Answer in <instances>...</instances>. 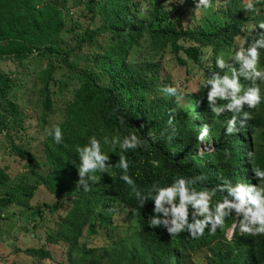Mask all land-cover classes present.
<instances>
[{
	"label": "trees",
	"instance_id": "obj_1",
	"mask_svg": "<svg viewBox=\"0 0 264 264\" xmlns=\"http://www.w3.org/2000/svg\"><path fill=\"white\" fill-rule=\"evenodd\" d=\"M211 1L219 4L220 17L201 15L195 0H0V60L42 65L33 75L27 73L32 99L21 108L10 92L26 87L27 82H20L23 72L0 71V107L6 112L0 114V125L6 126L4 116L11 123L4 132L8 150L31 160L36 177L34 185L6 190L0 197V221L15 207L21 219L33 214L19 226L22 238L16 237L9 255L21 253L28 264H194L190 252L201 245L216 264H264V235L237 232L226 238L232 217L212 234L206 227L198 238L187 232L170 237L163 228L149 226L152 202L140 208L133 194V189L145 192L155 182L166 186L176 176L201 175L196 187L209 190L225 180L264 183L252 172L264 168V144L254 139L264 135V101L251 109L243 105L250 119L242 124L238 119L236 131L226 135L222 122L231 113L225 110L215 118L203 86L213 72L224 74L215 60L232 62L237 37L251 42L264 33L247 31L264 21V0L255 12L246 11L241 0ZM166 51L180 67L191 62L202 72L196 91L183 99L177 98L182 94L178 87L175 97L160 91L175 87L160 75ZM258 59L264 66V49ZM241 83L251 86L250 81ZM54 124L61 127V144L45 132ZM204 125H211L209 137L197 141ZM129 132L146 141L123 153L133 185L119 179V143L104 145L101 140L110 166L94 173L97 179L89 182L88 192L78 189L77 146L90 135L111 140ZM8 179L0 168V184ZM128 220L137 223L136 233L100 246L82 241L84 231L96 235L103 229L110 236Z\"/></svg>",
	"mask_w": 264,
	"mask_h": 264
},
{
	"label": "clouds",
	"instance_id": "obj_2",
	"mask_svg": "<svg viewBox=\"0 0 264 264\" xmlns=\"http://www.w3.org/2000/svg\"><path fill=\"white\" fill-rule=\"evenodd\" d=\"M258 2L259 0H247L243 7L246 11L255 12V5ZM213 3L211 0H195V7L207 9ZM217 5L215 10L218 13L219 4ZM260 7L262 6H257V9ZM254 28L264 29V21L254 26L250 25L247 31L252 33ZM245 43L247 47L243 46ZM261 49H264V33L256 35L251 42L242 38L240 47L230 57L231 63L222 57L216 58L215 66L225 70L224 74L213 72L204 82L203 86L208 87L206 100L214 117L218 118L225 110L231 113V116L222 122L226 135L236 131L238 119L241 124L250 119L249 113L242 111L243 105L251 109L264 101V92L261 89V85H264V66H258L261 64V59H258ZM241 80L250 81L251 86L244 87ZM160 91L171 97L177 95V89L173 86H165ZM217 99L225 103L217 104ZM168 124H172L171 117ZM210 127L211 125L202 126L196 140L205 141L209 137ZM45 132L54 143L61 144L63 133L59 124L46 128ZM152 139L154 142L155 138ZM101 140L104 145L115 146L119 143L121 150L117 165L120 169L119 179L132 186L133 180L128 175L129 162L123 153L136 149L146 141L134 132H129L123 137L113 136L111 140L107 136L97 139L95 135H90L86 144L77 146L78 189L88 192L89 182H95L97 179L94 173H103L110 166H106L109 157L108 153L102 151ZM204 147L199 148V152H202ZM252 172L257 180L264 182V168L256 167ZM202 179L204 178L201 175L187 178L176 176L166 186L155 182L145 192L133 189L138 207L142 208L146 201L152 202L151 215L148 217L149 226L163 228L170 237L187 232L189 237L198 238L205 233L206 227L207 232L212 234L218 228L225 227V218L232 217V222L225 228L227 239L230 240L237 232L252 236L264 235V183L253 185L225 180L210 190L205 187L198 189L196 185ZM217 193L221 195L213 203V197ZM132 212L135 214V209H132ZM135 227L137 230V223Z\"/></svg>",
	"mask_w": 264,
	"mask_h": 264
},
{
	"label": "rangeland",
	"instance_id": "obj_3",
	"mask_svg": "<svg viewBox=\"0 0 264 264\" xmlns=\"http://www.w3.org/2000/svg\"><path fill=\"white\" fill-rule=\"evenodd\" d=\"M241 1L243 2V4L247 2V0ZM216 7H218V5L213 3L207 9L201 8L200 14L205 17H220V15L215 10ZM187 18V16H184V20H186ZM66 21H69V16H66ZM62 37L65 40L69 39V35L66 32L62 33ZM235 41L236 45L233 48V53L238 47H240L241 38L237 37ZM258 66L263 65L258 64ZM41 67V62H38L37 60L32 63L23 61L20 63V66H18L16 62H12L9 60H0L1 72L13 73L18 69L21 70V73L23 72V74H21L20 82L25 84L27 82L26 87L24 88L21 86H16L15 91L10 92L12 100L17 103L20 108L24 107L25 105H30L29 102L32 99L31 92L27 90V87H31L32 84V80L30 77L31 75L27 74L28 71H31V74L33 75L34 71ZM160 75L169 77L171 83H173L175 87H178V89H180L182 94L177 96V98L179 99H183L182 95L185 93L195 92L198 87V83L203 78L201 70H199L196 65L189 62V64H187L185 68H182L171 58V54L168 51L163 53ZM4 111L5 110L0 107L1 115L6 114V112ZM3 119L6 122V126L4 127L3 125H0V168H3L4 171L8 173L9 179L8 181L0 184V197L6 190H19L22 189L23 186L34 185L36 179V177L31 173V160L22 159L17 155H13L8 150V140L4 132H6L7 127L11 125L10 117L4 116ZM30 128L32 127H29V129ZM33 132L35 131H33L32 129V131L30 132L31 135H33ZM33 137H35V135H33ZM254 139H257L260 143L264 144V135L262 137L254 136ZM37 147L38 150L36 151V156L39 158V154L41 151L40 146ZM33 149H36V147ZM18 211L19 208L17 207L13 208V210L12 208L7 209L5 214L8 215V218L0 221V264H28V259L23 254H8V251L14 248L16 237L22 238V230L19 228V226H24L25 223H27L33 217V214L27 213L21 219L18 217ZM135 226L136 223L134 221H126L112 233V237L105 233L103 229H100L96 235H89L88 231H84L82 241L93 246L108 244L113 239L124 238L130 234L136 233ZM33 227H36L35 224H33ZM25 240L26 237L22 239V241ZM200 247L201 245L198 246L197 249L190 252L193 263L216 264L214 259L209 255V249H207L208 247Z\"/></svg>",
	"mask_w": 264,
	"mask_h": 264
}]
</instances>
